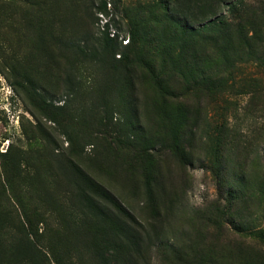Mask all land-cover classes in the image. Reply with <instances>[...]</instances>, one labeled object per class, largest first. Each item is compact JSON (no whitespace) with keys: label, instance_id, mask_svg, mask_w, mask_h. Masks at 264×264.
Wrapping results in <instances>:
<instances>
[{"label":"rangeland","instance_id":"374dc122","mask_svg":"<svg viewBox=\"0 0 264 264\" xmlns=\"http://www.w3.org/2000/svg\"><path fill=\"white\" fill-rule=\"evenodd\" d=\"M101 1L0 0V264H245L234 229H264V47L233 29L196 84L146 45L160 89L132 64L130 20L155 0ZM226 5L233 26L264 19V0Z\"/></svg>","mask_w":264,"mask_h":264},{"label":"trees","instance_id":"16d2710c","mask_svg":"<svg viewBox=\"0 0 264 264\" xmlns=\"http://www.w3.org/2000/svg\"><path fill=\"white\" fill-rule=\"evenodd\" d=\"M226 1L228 3H226ZM230 1L232 0H168L167 2L155 0L156 8L151 10V17L144 18L141 12H139L130 20L131 24L135 27V32L131 33V41L132 44L137 45L136 49L139 50L132 64H136L138 68H141L146 74L148 73V76L150 74V80L151 77L155 79L154 81H157L159 78L160 81L157 83L160 85L158 88L161 89V79L165 78L164 74L167 71L164 70V65H161V70L158 72H154L151 69L149 66V59L146 57V53L149 52H144V50L147 49L146 45L149 46L148 49L151 50V53L154 50L156 53L159 52L167 55L169 62L168 66L171 68L170 70L180 72L182 77L183 75L189 76L190 80H194V83L196 81V84H201V82H199L198 77L192 76L193 73H189V68L192 67L193 70L194 66L199 69L198 63L200 62L201 64L203 61H207L205 56L202 55L203 49H207V47L211 48L212 51L215 49L218 54L221 51V60L223 62L228 60L227 56H225L226 44L221 45V43L230 39L229 37L232 35L233 29L238 30L242 50H249L251 43L263 49L264 19L262 22L256 19V23L255 19L240 14V21H242L244 17L249 19L233 26L232 23L228 22L226 19L223 20L220 16H216L215 10H213L214 4H227L226 6L230 13L236 12V8L240 7V0ZM105 8L106 2L102 0L99 10L102 12ZM146 21L150 22L149 26L145 24ZM151 53L149 54L151 55ZM242 56L243 57L237 62L240 64L247 63L249 59H243L246 55ZM257 59L262 62L264 60V53H262V58L257 57ZM196 75L200 76L201 81H203L205 72L202 69L200 72H197ZM203 83L205 82L203 81ZM88 208L94 211V215L97 217L96 207ZM102 216L103 214H99L98 218L105 217ZM106 217L109 218L108 216ZM108 221H110V219ZM222 227L223 225H219L218 229L224 230L223 233L228 234L226 228L222 229ZM110 232V230L107 232L108 235H110ZM234 237L240 240V242H243V239H248L249 243L252 244V246L247 245L248 254L243 256L245 264H264L263 228L237 227L234 229ZM111 248L116 251V248ZM122 249L124 248H120V251H122ZM186 257L189 258V254H186ZM204 264L210 263L205 262Z\"/></svg>","mask_w":264,"mask_h":264}]
</instances>
